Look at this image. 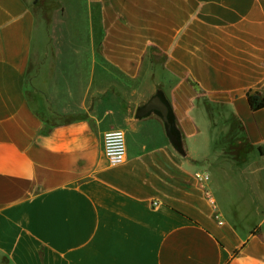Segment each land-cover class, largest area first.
<instances>
[{
    "label": "crops",
    "instance_id": "obj_1",
    "mask_svg": "<svg viewBox=\"0 0 264 264\" xmlns=\"http://www.w3.org/2000/svg\"><path fill=\"white\" fill-rule=\"evenodd\" d=\"M41 1L0 0V264H264V0ZM159 87L188 159L135 120ZM205 102L243 122L242 164Z\"/></svg>",
    "mask_w": 264,
    "mask_h": 264
},
{
    "label": "trees",
    "instance_id": "obj_2",
    "mask_svg": "<svg viewBox=\"0 0 264 264\" xmlns=\"http://www.w3.org/2000/svg\"><path fill=\"white\" fill-rule=\"evenodd\" d=\"M248 101L253 111L264 108V97L258 92L249 93ZM205 105L212 121L215 120L216 108H220L228 114L226 123L229 124V129L218 137L214 148L225 151L230 158L238 164H242L246 155L255 149L246 136L243 122L223 104L212 105L205 102ZM65 121L68 122L70 119L67 118ZM259 151L264 156V149L260 148Z\"/></svg>",
    "mask_w": 264,
    "mask_h": 264
},
{
    "label": "water",
    "instance_id": "obj_3",
    "mask_svg": "<svg viewBox=\"0 0 264 264\" xmlns=\"http://www.w3.org/2000/svg\"><path fill=\"white\" fill-rule=\"evenodd\" d=\"M134 117L138 121L149 117L160 119L173 151L182 159L189 158L184 133L178 123L175 110L162 88H157L147 101L137 107Z\"/></svg>",
    "mask_w": 264,
    "mask_h": 264
},
{
    "label": "built area",
    "instance_id": "obj_4",
    "mask_svg": "<svg viewBox=\"0 0 264 264\" xmlns=\"http://www.w3.org/2000/svg\"><path fill=\"white\" fill-rule=\"evenodd\" d=\"M104 154L108 158L110 164H122L127 159V139L126 133L123 130H115L105 134L103 140ZM203 188L204 195L213 206L216 208V200L212 191L208 188L207 183L210 180L208 172H200L195 175Z\"/></svg>",
    "mask_w": 264,
    "mask_h": 264
},
{
    "label": "rangeland",
    "instance_id": "obj_5",
    "mask_svg": "<svg viewBox=\"0 0 264 264\" xmlns=\"http://www.w3.org/2000/svg\"><path fill=\"white\" fill-rule=\"evenodd\" d=\"M39 6L42 7L41 8L42 12H44L46 14L50 13L53 10V8L55 7L53 5V3L50 2V0H43V1H41V3H39ZM153 57L155 59V62L160 65L161 64V61H162L161 54L154 53L153 54ZM159 74H160V69L159 68H155L154 69V75H155L154 81H157V75H159ZM216 111L217 112L214 115L215 121H216L215 124L223 125L224 123H226L227 118H228V115H227V113L223 112L222 109H220V108H216Z\"/></svg>",
    "mask_w": 264,
    "mask_h": 264
}]
</instances>
